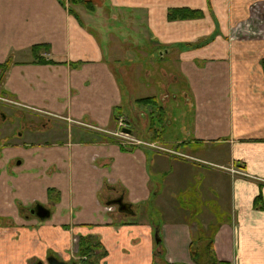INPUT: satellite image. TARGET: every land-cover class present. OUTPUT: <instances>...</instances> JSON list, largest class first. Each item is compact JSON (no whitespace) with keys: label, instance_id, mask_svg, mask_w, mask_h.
<instances>
[{"label":"crops","instance_id":"obj_1","mask_svg":"<svg viewBox=\"0 0 264 264\" xmlns=\"http://www.w3.org/2000/svg\"><path fill=\"white\" fill-rule=\"evenodd\" d=\"M87 1L93 11L73 9L76 17L64 0H0V71L11 61L0 97L38 111L23 109L37 119L24 137L4 127L12 107L0 101V264L74 262L79 236L100 242V264H152L156 254L188 264L198 232L218 262L264 264V209L253 206L258 194L264 202V35L251 36L258 22L264 34V0ZM182 7L203 15L167 19ZM36 44L50 61L33 58ZM158 54L181 85L143 95L142 63ZM117 114L131 135L165 150L94 134L115 129ZM53 121L67 133L47 140ZM119 196L132 214L109 204ZM184 198L199 204L187 218ZM36 205L49 216L31 214Z\"/></svg>","mask_w":264,"mask_h":264},{"label":"rangeland","instance_id":"obj_2","mask_svg":"<svg viewBox=\"0 0 264 264\" xmlns=\"http://www.w3.org/2000/svg\"><path fill=\"white\" fill-rule=\"evenodd\" d=\"M64 2L66 3V5L68 7H72V9L77 10V11H79L80 9H84L85 8L83 6L81 7V5L80 6L79 5H71V4L68 3L67 0H64ZM257 5L258 4H256V3L252 4V7L254 8V10L257 8ZM257 15L258 16H254V17H257V20H258L261 16H260V14H257ZM83 19H86L85 16H83ZM261 21L264 24V18ZM252 25H253L252 30L254 31V33L251 34V36L252 37H258V36L263 37V35H264L263 33L257 35V29H259L258 28L259 27V22H258V25H256V23H254ZM249 31H251V30H249ZM98 36L100 37V35H98ZM125 41H128V40H125ZM125 43H127V42H125ZM106 45L107 44L104 43L105 47H106ZM130 51L132 52V50H130ZM122 57H124L123 58L124 59L123 61L125 62L124 64L126 66H129L130 62L127 60L128 58L125 57V56H122ZM154 57H155V59L153 60L154 61L153 63H151L149 65H148L147 61L142 63V69H144V71L148 70L150 74L146 73L147 75L149 74L148 75L149 76L148 79L145 76L144 77L141 76L140 82L142 83L141 87H142V90H143V92H141V94H143V95L155 94V92H160V91H163V90H166V91H169V92L170 91H177L181 84H177V83H174V82L171 83V82H169L168 78L164 76V74H166V76H167L168 74H170V72H173L175 70V67H169V65H168L169 64L168 59H170V58L169 57L162 58L160 56V54H158V55H156ZM170 70H172V71H170ZM4 103H7V105H9V107H12L11 109H13V110H11V109L7 110V114H6L7 116H6L5 121L3 122L4 127L6 129L14 128V131L18 130V131L22 132L24 134V137H25L26 135H25L24 132L29 130V129H25V128H27L28 123L31 125V123H33L37 119H36V117L33 116L32 113H28V112L24 111L23 109L29 110L30 112H35V110L33 111V109L30 110V109L24 108L20 104L17 105L15 103H12V100H11V102L9 101V102H4ZM141 106H142V108L146 107L148 109V111H153L155 113H158L155 106H152V105H141ZM20 117H23L25 119L20 120ZM126 120H127L126 127H127V129H129L128 116H126ZM155 120H156V122L159 121L157 116L155 117ZM51 122L52 121H49V124H52ZM139 124L140 123H138V125ZM53 126H56L59 129H55V132H54L53 135L46 136L45 138L47 140H52L55 137L61 138V137L66 135L67 131H66L65 126L68 127V125H66L64 122H55V121H53ZM2 127H3V125H2ZM69 127H70V125H69ZM71 127H72L73 134L76 136V134L78 133L79 130L76 129L74 126H71ZM69 130H70V128H69ZM34 135L35 134L33 133L30 138L34 139L35 138ZM137 136H140V134H137ZM132 137H134L135 139H138L134 135H132ZM185 197H186V195H185ZM185 200L189 201V200H187V198H184V201ZM198 205L199 204L195 203L194 201H189L187 203H184L181 206V209L184 212L180 213V215L181 216H186L185 218H187V216L189 214L191 215L193 213L195 206H198ZM202 206H204V207H208L209 206V207L212 208V203L207 202V203L202 204ZM179 211H181V210H179ZM154 216L155 215H153V217ZM199 233L200 232H198V233H196L194 235V242L192 244L193 245L192 246V251L194 253V257H193V259H190V263H188V264H213L212 256H211L210 252L208 251V249L206 247L208 241L207 240L204 241L203 238H205V237L203 235H198ZM154 240H155V237H154ZM184 262H186V261H184ZM42 263L43 264H47L46 260L42 261ZM29 264H37V261L30 262ZM152 264H164L163 254H158V255L156 254V257L155 258L153 257V259H152ZM181 264H185V263H181ZM217 264H220V263L218 262Z\"/></svg>","mask_w":264,"mask_h":264},{"label":"trees","instance_id":"obj_3","mask_svg":"<svg viewBox=\"0 0 264 264\" xmlns=\"http://www.w3.org/2000/svg\"><path fill=\"white\" fill-rule=\"evenodd\" d=\"M67 1L71 5H81V6H84L85 8H87L88 10H91V11H93V9H94L92 3L87 1V0H67ZM68 11L77 17V15L73 12L72 7H68ZM202 15H203V13L201 10H194V9H189L186 7L171 8L167 12V19L170 21L182 20V19H195V18H201ZM194 46H196V45H194ZM46 49H47V47L45 45L36 44V45H33L31 47V54L37 62L45 63V62L50 61V60L45 59L43 57V55H41V52L45 51ZM10 62L11 61L8 59L5 63H3L1 65L0 81L4 77L5 71L9 67ZM262 66L264 68V58L262 59ZM149 100L154 101V98L153 97H144V98H138L137 99L138 102H142V103L145 101H149ZM117 115H116V117H117ZM94 134L98 135L101 139H105L107 142H116L117 143L116 139L114 137L108 135V134H105V133H102L99 131H95ZM122 147H124V146H122ZM253 206L255 208L264 209V202H263V199H262L260 194H258L254 198ZM153 228H154V231L155 230L159 231L160 225L153 224ZM158 237H160L159 233H158ZM191 244H193V241ZM160 245H161V239L159 240V242L156 243V246H160ZM211 245H212L211 241L208 240L206 247L212 256L213 264H217L218 260L213 255V250H212ZM77 247H78L77 256L79 258L80 264H100V260L106 255V251L104 250V248L102 247L100 242L95 237L79 236ZM193 257H194V253H193L192 248H191L190 249V259H193ZM73 263H75V262H73ZM219 263L220 264H226V263L221 262V261Z\"/></svg>","mask_w":264,"mask_h":264},{"label":"built area","instance_id":"obj_4","mask_svg":"<svg viewBox=\"0 0 264 264\" xmlns=\"http://www.w3.org/2000/svg\"><path fill=\"white\" fill-rule=\"evenodd\" d=\"M126 123H127V120L125 116L119 115V117L117 118V122H116V128L113 131H108V130H103V129H98V130L105 132L109 135H112L118 140L117 142L122 146L142 145V146H151L159 150H165L163 147L155 146L153 144H149L145 141H141L139 139H135L134 137H132L131 134L124 131V129L126 128ZM225 169L232 175H236V174L244 175L245 174L243 170L237 167H226ZM104 208L106 211L112 210L111 206H105ZM73 241L76 242L77 241L76 238L73 239Z\"/></svg>","mask_w":264,"mask_h":264},{"label":"water","instance_id":"obj_5","mask_svg":"<svg viewBox=\"0 0 264 264\" xmlns=\"http://www.w3.org/2000/svg\"><path fill=\"white\" fill-rule=\"evenodd\" d=\"M124 131L128 133L130 132V130L128 129H124ZM109 204L114 205L116 207L117 212L119 213H125V214L133 213L131 206L128 203L123 201L122 196H119V197H116L110 200ZM30 213L37 216L38 218L42 220L49 216V211L41 205H36L34 208L30 209ZM154 237H155V241L159 242L160 237H158V230H155ZM46 263L47 264H75V263H69L66 261H62L60 259H57L54 256L47 257ZM38 264H42V263L39 262Z\"/></svg>","mask_w":264,"mask_h":264},{"label":"flooded vegetation","instance_id":"obj_6","mask_svg":"<svg viewBox=\"0 0 264 264\" xmlns=\"http://www.w3.org/2000/svg\"><path fill=\"white\" fill-rule=\"evenodd\" d=\"M0 101L1 102H11V100H8V99H5V98H2V97H0ZM12 103H15V104H17L16 102H13L12 101ZM18 105V104H17ZM23 106V105H22ZM24 108H27V109H30V110H32V108H29V107H26V106H23ZM35 109H33V111H34ZM35 112H38L37 110H35ZM120 115V114H119ZM119 115H117V117L115 118V120H116V122H117V118L119 117ZM125 118H126V115H125ZM129 120V119H128ZM116 127V126H115ZM91 128H93L95 131H99V132H102V131H100V130H98V129H101V128H99V127H91ZM103 130H106V129H103ZM108 131H111V130H108ZM102 133H105V132H102ZM105 134H107V133H105ZM109 135V134H108ZM110 136H112V135H110ZM113 137V136H112ZM115 138V137H114ZM116 139V138H115ZM116 141H118L117 139H116ZM118 143V142H117ZM119 144V143H118ZM77 239V241H76V243H77V246H78V237L76 238ZM78 257V256H77ZM42 263V262H41ZM38 264V263H37ZM43 264V263H42Z\"/></svg>","mask_w":264,"mask_h":264}]
</instances>
